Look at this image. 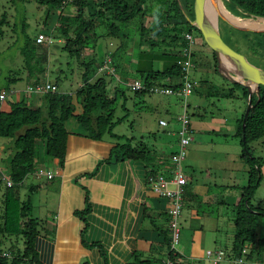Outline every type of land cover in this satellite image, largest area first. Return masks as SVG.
<instances>
[{
  "label": "trees",
  "instance_id": "1",
  "mask_svg": "<svg viewBox=\"0 0 264 264\" xmlns=\"http://www.w3.org/2000/svg\"><path fill=\"white\" fill-rule=\"evenodd\" d=\"M37 2L50 9L60 11L63 8L71 9L73 15L66 20L61 19L55 39L63 42L61 50L70 59L78 62L79 67L82 68V83L75 93H72L60 88L58 81L61 78L58 77L53 83L59 87V91L41 95L42 107L28 105L25 100H22L11 103L10 109L4 110L2 106L6 100L0 101V137L12 140L14 151L6 159L7 172L14 186L11 188L6 186L3 194L4 200L0 211V264H46L48 262V259L41 256L38 249L39 240L49 234L47 220H35L30 214V198L39 187L29 190L26 203L21 201L18 194L19 187L30 174L35 172L39 164L40 144L44 147L48 158L58 159L59 164L63 166L68 136L71 134L94 141H102L106 135L117 140L124 137L113 133L115 126L122 123L124 119L115 121V103L119 97L121 82L129 81L127 76L134 71L128 69L122 62L124 56L121 50L126 48L125 43L129 33H123L121 30L126 27H136L135 30H131V33L134 34V41L138 43L137 53L141 52L139 56L136 53L139 60L135 73L139 81L145 85V89L135 91L136 98L149 95V88L152 86L164 85L175 90L182 87L184 60L182 49L187 45L184 37L186 32L195 34L197 45H206L201 32L191 24V21L195 19V0H76L67 5L64 3L65 0H37ZM224 3L235 16L264 18V0H224ZM3 23L5 22L0 21V26ZM221 23L223 27H220V30L223 31L224 41L231 48L245 55L252 64L264 69V33L242 32L224 22ZM52 33L53 31L47 34L52 36ZM232 33L238 39L234 40ZM119 37L122 43L115 53L105 54L97 50L96 45L101 38ZM240 38L245 43L241 44ZM34 42L36 44V39ZM32 44L33 40L27 37L22 54L25 79L28 85L34 86L41 82V75L46 72V67L41 64V55H38L35 48H31ZM88 48L96 49V53L85 57L84 51ZM107 57H111L116 73L103 72L100 73L101 77H98L99 68ZM144 57L149 61L143 60ZM197 57V53L194 52L195 70L198 66V63H195ZM211 58L214 63V72L219 74L217 59L213 52H211ZM148 62L150 64L145 68ZM65 78L67 77L63 79ZM208 82V80L203 81V84ZM225 82L226 86L214 89L215 91L211 90L212 88L209 89L205 97L207 99L211 97L242 98L247 104L249 90L239 84H230L227 80ZM260 96L261 100L258 104H256L258 97L256 95L252 97V108L245 129H243L245 113L237 121L235 136L240 139L243 149L241 158L248 167V183L243 189V196L235 201L234 235L230 247H225L233 257H239L242 250L249 246L250 260H263L264 257V239L260 237L257 226L259 219L264 217V209L252 205L256 190L263 180L262 161L256 158L249 148L250 143L264 137L263 86L260 88ZM72 119L78 126L76 132H70L67 128V123ZM177 139L179 141V136ZM149 152L150 150L143 145L133 147L129 141L123 144L118 143L113 147L111 157L105 162L125 159L145 162L148 178L155 173L154 165H152L154 161L150 163L148 158ZM176 152L177 150L170 153V159ZM86 204L87 207L84 210L75 213L84 223L81 241L87 248L98 249L105 264H109L107 252L102 245L88 243L85 239L89 229L87 217L91 212L88 196ZM167 234L169 239L166 245L169 252L170 227ZM11 236H22L24 250L15 251L13 247H10L8 249L10 256H3L6 252V238ZM181 257L178 255L177 258ZM134 264L148 263L136 257ZM196 264H202V262H196Z\"/></svg>",
  "mask_w": 264,
  "mask_h": 264
},
{
  "label": "rangeland",
  "instance_id": "2",
  "mask_svg": "<svg viewBox=\"0 0 264 264\" xmlns=\"http://www.w3.org/2000/svg\"><path fill=\"white\" fill-rule=\"evenodd\" d=\"M72 15L73 13L69 8H63L61 11L58 9H50L47 6H41L37 0H0V21L5 22L0 26V89L14 91V94H9L6 101L3 103L2 108L4 110L10 109L11 103L22 100H25L28 105L35 107H42L43 105L42 99L40 98L41 95L26 92L28 82L25 79V71L23 70L24 57L22 49L26 43L27 37L33 40V46L31 48H35L38 55H41V64L46 67V72L41 75V82L53 83L60 77L61 79L58 81L60 88L72 93H75L77 88L81 85L82 68L79 67L78 62L70 59V57L61 50L63 42L55 39L57 28L60 27L62 22L61 19L63 18V20H66ZM146 24L148 23L146 22ZM220 27H223L222 23ZM135 28V26H131L121 30L123 33H129V38L125 43L126 48L121 50L124 56L122 62L126 64L128 69L134 71V73H130L127 76L129 81L121 82L119 86V97L115 103V121L122 118L124 119L122 123L115 126L113 133L124 137L117 140L110 135H106L102 141H107L114 147L118 143L123 144L129 141L133 147L143 145L147 150L149 149L151 152L155 153L161 148L159 144L156 145L155 141H159L160 137L164 136L163 132L165 130L170 132L176 131L177 134L181 130V123H179L178 119L179 116H182L184 113V99L178 98V96H167V98L161 96L164 98V107L166 110L161 109L162 106L155 110L136 100L135 91L131 88V85H133L135 81H139L135 69L138 68L137 62L139 59L137 55L139 56L141 51L137 53L138 50L136 47L138 43L134 41V34L131 33V30H135ZM52 31L53 35L50 37L53 38L54 43H45L42 45L35 44L34 41L39 33H44L49 36L47 33H51ZM221 33L224 37L223 31H221ZM232 36L234 40L238 39L233 33ZM239 40L241 44L245 43L241 38ZM121 43L120 37L115 39L101 38L96 46L100 53L113 54ZM195 52L198 55L195 62L198 63V66L191 76L193 77L195 88L193 93L187 98L189 104L188 113L192 119L199 121L200 116H198V113L195 111L197 110V106L201 104L204 105V108L206 107L208 109V114L213 113L214 116L226 118L229 120L230 124V119L233 118L236 110L239 111V115L244 114L247 109V104L242 98L218 99L216 97H211L207 99L205 95L209 89L212 88L211 90H216L224 87L226 86V82L225 79L214 72L211 50L206 45L203 44L198 46ZM93 53H96V49L93 50L92 48H88L84 51V56L87 57L93 55ZM143 60L149 61V59L147 60L145 57ZM59 63L60 65L58 66ZM149 64V62L146 63L145 68L148 67ZM139 66H141V64H139ZM97 76L101 77L100 73H98ZM64 77L67 78L63 79ZM206 80L209 81L208 84H203V81ZM160 118H165L169 126H160L158 124ZM175 121H178V125ZM67 128L70 132L78 131V126L74 119L67 123ZM0 138L1 140H8L3 137ZM193 138L195 140L187 147V158L183 164L184 173L192 177V183L195 188L205 191L207 196L217 195L220 199L219 202L216 200L217 202L211 203L210 206L201 203L199 207L200 214L203 212L209 213L211 214L210 216L213 217V221H220L221 234L219 237H216L215 240L211 237L208 239L207 236L204 242L198 240L201 242L198 245L192 243L189 246L187 245V252L191 250V254L198 255V258H194L193 260L201 261L205 258L208 250L215 251L220 245L225 247L232 244L234 235V204L237 198L243 196V189L248 183V177L245 175V172H240L241 167L246 165V163L241 158L243 149L240 144V139L237 138L235 134L227 133V135H220L194 132ZM205 141L207 143H202ZM249 148L252 150L254 156L262 161L261 171L263 174L264 137L250 143ZM39 150V165H43L44 167L50 159L46 156L42 144H40ZM196 159L198 163L204 162L205 165L194 167L193 163H197ZM234 164H237V166ZM192 170L195 171L193 172ZM86 183L85 181V184ZM47 184H49V179L46 176L35 181L34 176L31 175V177L26 180L25 184L19 187L18 194L21 201H27L31 188L36 186L46 188ZM47 195L48 192L46 190L39 192L38 195H34L36 196L35 205L37 210L31 209L32 211L30 214L35 220H37L43 212L39 207H42ZM32 197L33 196H31V198ZM30 203L33 208L31 200ZM252 205L256 208L264 209V174L262 185L257 188ZM38 211H40V214ZM257 226L260 237L264 238V217L259 219ZM186 233L188 237L184 240L183 236L186 235ZM181 235L180 247L183 244L185 245L191 242L194 237L193 232L186 228H181ZM6 239V252L4 254H7V257L10 256L8 252L10 247H13L15 251L22 252L24 250L22 236H11ZM222 249L226 250L225 248Z\"/></svg>",
  "mask_w": 264,
  "mask_h": 264
},
{
  "label": "crops",
  "instance_id": "3",
  "mask_svg": "<svg viewBox=\"0 0 264 264\" xmlns=\"http://www.w3.org/2000/svg\"><path fill=\"white\" fill-rule=\"evenodd\" d=\"M136 100L152 109L157 110L162 106L161 109L166 110L164 98L160 95L149 94ZM200 105L195 112L202 117L199 121L191 118L193 134L194 132L236 134L237 121L243 114L239 115V111L236 110L229 124L228 119L214 116L213 113L208 114V109ZM161 120L167 122L165 118H160L159 125ZM175 122L178 125V121ZM168 126L169 124L166 127ZM163 133L164 136H161L159 141H155L161 148L155 153L150 151L148 158L150 163L154 161L152 165H154L155 173L167 174L171 164L170 153L177 150L178 134L176 131L166 130ZM113 147L107 141H94L71 134L68 136L64 165L61 166L58 159L49 158L50 161L46 166L38 164L35 172L23 182L25 184L31 175L34 176L35 181L46 176H38L39 169L53 173V176H46L49 179L46 188L38 185L39 189L30 198L33 205L31 209L37 210L34 195L45 190L48 192L45 202L42 207H39L43 212L38 217V219L47 220L49 230L48 236L41 238L38 242L41 256L48 259L46 264H105L98 249L87 248L81 241L84 223L75 213L87 207V196L91 212L87 217L89 229L85 239L88 243L102 245L107 252L109 264H134L136 257L147 261L148 264H161L167 257L166 243L169 239L167 233L170 227L169 202L154 193L151 186L147 184L145 169L147 163L128 159L106 163L105 161L111 157ZM13 152L12 140L0 138L1 169L7 171L6 159ZM196 162L193 163L194 167L205 165L204 162L198 163L197 159ZM234 165L237 166V164ZM242 171L248 177L247 165L241 167L240 172ZM91 174L94 175L88 177ZM186 176L188 186L184 197L181 228L192 231L194 237L188 244L181 245L180 251L182 257L196 259L198 255L191 254V250L187 252V245L191 243L198 245L201 243L199 241L204 242L207 236L208 239L211 237L216 240V237L218 238L221 234L220 221H213L209 213L200 214L199 207L201 203L210 206L211 203L219 202L220 199L217 195L207 196L205 191L195 188L192 177L188 174ZM5 185L4 182L0 183V211ZM38 213L40 214V211ZM187 235L186 233L183 236L184 240L187 239ZM225 247L219 246V248Z\"/></svg>",
  "mask_w": 264,
  "mask_h": 264
},
{
  "label": "built area",
  "instance_id": "4",
  "mask_svg": "<svg viewBox=\"0 0 264 264\" xmlns=\"http://www.w3.org/2000/svg\"><path fill=\"white\" fill-rule=\"evenodd\" d=\"M76 0H65V5L72 3ZM187 45L182 49V55L184 57L182 64V87L179 90H175L172 87L157 85L149 88L151 95L160 96H178L183 98V110L182 116H179V123H181V130L178 132L179 141L177 145V152L172 155L170 161L171 164L168 169V173L157 172L148 176L147 184L151 186V189L159 197L169 202L168 213L170 216V248L167 257L161 262V264H196V262H202V264H264L263 260L252 261L248 258L250 253L249 246H246L239 257H233L231 253L219 248L215 251L208 250L203 260L194 261L186 257L177 258L181 255V217L184 210V197L186 193V186L188 185L187 176L183 170V164L187 158V147L191 145L193 138V130L191 117L188 113L189 104L187 98L193 93L194 80L192 73L195 70V64L193 62V54L197 48L195 42V34L192 32H186L184 34ZM52 44L54 40L52 37L47 36L44 33L38 34L36 38V44ZM106 72L107 74H115V67L112 65L111 57H107L104 64L99 68V73ZM131 88L134 91H140L145 89V85L141 81H135ZM59 87L52 82H39L37 85H28L26 92L44 95L50 92H58ZM9 94H14V91L2 90L0 91V101L4 102ZM160 125L166 127L168 123L164 120L160 121ZM53 176V173L39 169L38 176ZM0 180L4 182L9 188L14 186L13 180L9 173L0 168ZM171 255V256H170ZM7 256V254H4ZM172 257V258H171Z\"/></svg>",
  "mask_w": 264,
  "mask_h": 264
},
{
  "label": "water",
  "instance_id": "5",
  "mask_svg": "<svg viewBox=\"0 0 264 264\" xmlns=\"http://www.w3.org/2000/svg\"><path fill=\"white\" fill-rule=\"evenodd\" d=\"M223 9L236 19L251 20L263 19L262 17L241 18L232 14L225 6L224 0H220ZM221 22L233 29L248 33H264V28H253L243 24H237L224 14L219 13L215 20H211L208 13L207 0H195V19L191 24L202 34L206 46L213 52L217 59V71L219 75L230 84H239L249 90L247 109L243 120V129L252 108V97L256 95L258 104L261 100L260 88L264 87V69L252 64L249 59L231 48L223 39L220 30Z\"/></svg>",
  "mask_w": 264,
  "mask_h": 264
},
{
  "label": "bare ground",
  "instance_id": "6",
  "mask_svg": "<svg viewBox=\"0 0 264 264\" xmlns=\"http://www.w3.org/2000/svg\"><path fill=\"white\" fill-rule=\"evenodd\" d=\"M207 8L209 16L211 17V20H215V18L218 16L219 13L226 15L230 19L234 20L237 24H243L245 26H250L253 28H264V20L263 19H257V20H243V19H236L232 17L231 14L226 12L222 5L220 0H207Z\"/></svg>",
  "mask_w": 264,
  "mask_h": 264
}]
</instances>
